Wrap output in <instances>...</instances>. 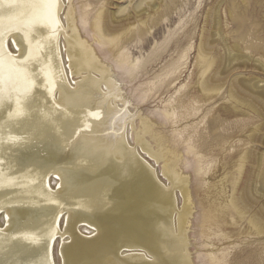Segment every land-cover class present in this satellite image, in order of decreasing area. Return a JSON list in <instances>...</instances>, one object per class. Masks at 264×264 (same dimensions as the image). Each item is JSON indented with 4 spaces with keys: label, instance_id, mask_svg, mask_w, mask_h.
Listing matches in <instances>:
<instances>
[{
    "label": "bare ground",
    "instance_id": "bare-ground-1",
    "mask_svg": "<svg viewBox=\"0 0 264 264\" xmlns=\"http://www.w3.org/2000/svg\"><path fill=\"white\" fill-rule=\"evenodd\" d=\"M124 1L0 0V213L7 222L0 251L14 256L12 262L28 242L37 264H195L193 240L210 238L209 231L226 237L213 229L226 216L264 234V208L259 204L249 215L264 180H248L237 195L244 167L257 162L263 168V120L250 130L251 145L239 155L233 177L226 173L231 195L222 204L215 188V208L208 210L193 183L212 188L207 175L215 160L207 154L213 144L201 135L196 140L199 131L190 132L189 123L180 128L199 114L201 101L221 93L235 109L264 119V84L235 74L249 65L264 72V59L242 53L248 14L236 3L230 8L240 37L229 45L220 4L208 11L216 32L204 29L198 46L199 97L151 109L143 107L148 95L168 90L188 57L179 54L158 87L147 80L151 87L139 90L144 60L128 47L152 26L162 0ZM246 49L264 54V47ZM210 108L203 119L215 110ZM204 257L206 264H228L226 250Z\"/></svg>",
    "mask_w": 264,
    "mask_h": 264
},
{
    "label": "rangeland",
    "instance_id": "rangeland-1",
    "mask_svg": "<svg viewBox=\"0 0 264 264\" xmlns=\"http://www.w3.org/2000/svg\"><path fill=\"white\" fill-rule=\"evenodd\" d=\"M159 1L160 0H154L152 1V4L153 2L159 3ZM171 1L172 0L161 1L162 3L160 4H162L161 6L162 9H160V12L157 13L156 16L157 21L155 20L156 22L155 21L151 22L152 26H150V28L147 31L149 33L146 34L147 33L146 32L144 35H142V37L140 38L141 40L138 39L139 42L136 39L129 44L130 47L128 48L130 49L132 56L133 57L135 56L134 58L141 57L144 60L143 67L139 70V77L141 82L145 84L143 88L139 90L145 91L144 88L146 89L147 88L146 86H149L146 83L149 82L147 80H150V82L154 81L156 83V85L154 86L157 85L159 86L162 83V80L164 79L163 77H165L164 76L165 74L163 73H165L166 70L169 69L170 65L178 61V59H180L181 57L180 55L187 53L188 59L186 61L182 60V63L184 64L181 66V73L179 75L177 74L178 80L176 79L175 82H173L172 85L168 87V90L165 89V90H161L162 92L160 91L156 93L155 91L156 88H155L154 90L155 92L153 91L150 95H148L149 96L148 100L143 105L144 108H147V106L148 108L151 109H156L158 107L162 108L164 106V103L166 104V102H168L169 100L174 99L177 102L181 98L184 97L187 98V96L199 97L200 93L198 90V86L196 84L198 78V69L196 67L198 46L200 43L201 35L203 33L202 31L204 29L209 31V33L216 32V27H214L213 21L211 19H208L207 22V13L210 10L211 11L214 10L219 4H220L219 11L221 15V27H222L221 30H223L224 33V34L222 33V36L227 39V43L229 45H233L238 41V38L240 37L239 34L238 35L236 34L238 33L237 25L235 24V22H233L232 16L230 15V10L233 8V5L237 4L236 9L237 8L239 9V10L237 9V11L243 10V12H246V14H248L249 17L248 20H246L247 21L246 26L248 29L247 34L249 35L247 36L246 34V40L248 38L249 39L247 41L248 44L246 42H241L242 53L245 55L247 54L252 55L254 59H260V60L264 59L263 52L259 54L255 50L253 51L252 49H246V47L250 45H254L256 47H259L263 51L264 0H246L244 3L242 0H235V1L234 0H175L172 3ZM124 2H125L124 0H116V3L118 4H123ZM165 6H170V8L168 9ZM143 8L147 9L146 11H149L151 9V7H149L147 4L144 5ZM166 8L168 10H166ZM113 9L115 8L113 7ZM213 30L215 31L213 32ZM220 37L221 35L219 34L216 35L215 38L220 40ZM191 45H193L192 48L190 47ZM13 47L16 49V46L13 43H11L10 50L15 54L16 52L14 51ZM221 51L223 52L222 49ZM248 67L246 68L242 67L243 69L239 67L235 71V74L239 73L245 76L247 75L250 77H257L261 80V84H264V72L252 65H249ZM146 70L147 71L150 70L147 73V76L144 74ZM182 84H186L187 86L185 87V90L183 89L180 92L178 90ZM149 87H151V85ZM184 91H186V94H184ZM221 92H224V90ZM154 93L156 94V96L154 95ZM137 94L141 95V92L137 91ZM221 94L218 95L217 97L212 98L211 100H208V102L201 101L200 102L201 110L199 114L196 115L195 117L192 116L186 120H182V122H184L183 125L179 124L180 128H182V126L184 127L186 123H189L190 125L188 126V128L190 132H193L194 130L199 131L198 136H196L195 138L196 140H198L199 136L201 135L204 136V139H206V141L209 140V142L213 144L210 147L211 152L207 154L210 158L215 160V163H213L212 171L210 172L209 175H207V179L211 183L210 186L212 185L211 186L212 188L211 189L209 187L206 188L205 186L197 184V182L193 183L195 185L196 194L198 195L199 200L203 203V205L207 208V210L210 207L215 208V206H213L214 205L213 201L215 200V195H214L215 188L221 194L220 201L222 204H224L225 200H227L231 195V191H232L231 185H227L224 183L225 179L227 178L226 173H230L231 174L230 177L231 176L233 177V172H235L237 168L236 164L240 157L239 155L242 152H244L245 149L247 150V148L250 147L251 145L248 144L249 141L247 139L250 130L253 127H255V125L264 122V119L260 117H256V115L249 113L245 109L242 108L235 109L234 104L229 102L228 98L227 99L224 98L226 97V95L224 96ZM210 107H215V110L212 111L208 117L204 118L205 119L204 120L203 117L207 113V110L211 109ZM168 128L172 129L170 128V126ZM168 128H166L167 130L165 131H168ZM221 134L226 138L225 139L226 141L222 140L218 144L214 143L217 140V138L222 137ZM261 148L264 151V145L261 146ZM253 164L256 165L254 166ZM257 164H258L257 162L256 163L254 162L252 164L249 163L244 167V171L241 176V181L237 189V193H238L237 195H241V193L244 191L245 187L247 186L248 180L251 181L255 179L256 181V179L257 178L259 179L260 177L264 180V175H263L264 165L263 168H257L256 167ZM259 169L261 171L260 173L258 172ZM258 173L259 175H257ZM160 177H162V174H160ZM6 183L7 182H4V184ZM257 185H258L257 187L260 186L259 189H261L262 187L263 188L261 189V193L257 195L256 198L257 204L252 210H250L249 213L250 217L254 214V210H257L255 212H258L259 208L261 207L264 208L263 205L264 185L261 186L260 182H258ZM1 198L7 203L11 202L9 196H5ZM220 201H216V202L219 203ZM251 211L253 212L251 213ZM2 215H4V213L1 212L0 230L5 229L7 227L5 216ZM194 222L197 223V220L195 219ZM247 222L248 221L246 220L234 221L230 216H226L219 223V227L213 225V229H215L216 231L224 232L226 234V237L217 236L213 234L211 231H209V233L211 234L210 238L207 239V237H204L203 239L198 238L199 240L197 239L196 241L193 240L194 245L191 246V252L194 254V258H195L194 261L196 262L195 264H206L207 260L204 257L205 253L206 251H211V250L217 252L226 250L228 264H264V234L259 233L258 235H256L255 233H250L249 232L250 225ZM194 227L197 228V229L194 228L197 231L198 225H195ZM257 231H260V228H257ZM195 235L196 234H193L192 238H194L193 236ZM203 241L204 242L208 241L209 243L211 242L212 245L201 246V243ZM196 248L198 249L197 250L198 252H196ZM55 253H56L55 255L59 256V251H55ZM33 254H34L33 250L29 247V243L27 242L22 244L19 248H17L18 258H16L13 262H12V258L14 256L8 254L7 251H0V264H37L38 262L34 260ZM20 255H24V256L19 258ZM57 263L60 264L58 261L56 262V264Z\"/></svg>",
    "mask_w": 264,
    "mask_h": 264
},
{
    "label": "snow or ice",
    "instance_id": "snow-or-ice-1",
    "mask_svg": "<svg viewBox=\"0 0 264 264\" xmlns=\"http://www.w3.org/2000/svg\"><path fill=\"white\" fill-rule=\"evenodd\" d=\"M17 114H18V115H22V112L18 110Z\"/></svg>",
    "mask_w": 264,
    "mask_h": 264
}]
</instances>
